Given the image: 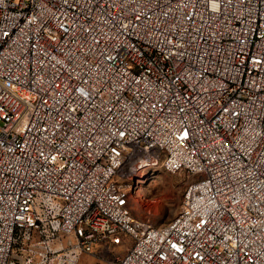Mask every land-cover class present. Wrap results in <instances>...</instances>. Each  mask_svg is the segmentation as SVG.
Masks as SVG:
<instances>
[{
  "label": "built area",
  "instance_id": "built-area-1",
  "mask_svg": "<svg viewBox=\"0 0 264 264\" xmlns=\"http://www.w3.org/2000/svg\"><path fill=\"white\" fill-rule=\"evenodd\" d=\"M156 169L191 178L160 224ZM124 237L111 264H264V0H0V264Z\"/></svg>",
  "mask_w": 264,
  "mask_h": 264
},
{
  "label": "rangeland",
  "instance_id": "rangeland-1",
  "mask_svg": "<svg viewBox=\"0 0 264 264\" xmlns=\"http://www.w3.org/2000/svg\"><path fill=\"white\" fill-rule=\"evenodd\" d=\"M190 180L183 172L146 170L138 181H132L134 208L155 224L168 222L179 211L184 189ZM130 243V239L124 237L122 245L115 247L114 251L95 245L91 254H82L78 264H111L114 257L123 254Z\"/></svg>",
  "mask_w": 264,
  "mask_h": 264
}]
</instances>
